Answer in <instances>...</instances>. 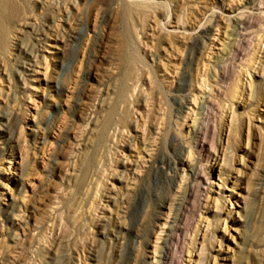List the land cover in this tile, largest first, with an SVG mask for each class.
<instances>
[{
    "label": "rangeland",
    "instance_id": "1",
    "mask_svg": "<svg viewBox=\"0 0 264 264\" xmlns=\"http://www.w3.org/2000/svg\"><path fill=\"white\" fill-rule=\"evenodd\" d=\"M0 264H264V0H0Z\"/></svg>",
    "mask_w": 264,
    "mask_h": 264
},
{
    "label": "bare ground",
    "instance_id": "2",
    "mask_svg": "<svg viewBox=\"0 0 264 264\" xmlns=\"http://www.w3.org/2000/svg\"><path fill=\"white\" fill-rule=\"evenodd\" d=\"M9 5V4H8ZM10 6V5H9ZM9 6H7L8 8H9ZM10 9H11V7H10ZM8 11H10V10H8ZM10 15V14H9ZM10 17V16H9Z\"/></svg>",
    "mask_w": 264,
    "mask_h": 264
}]
</instances>
